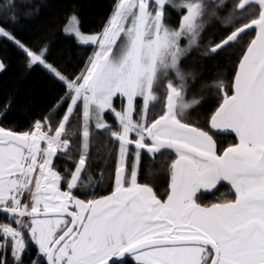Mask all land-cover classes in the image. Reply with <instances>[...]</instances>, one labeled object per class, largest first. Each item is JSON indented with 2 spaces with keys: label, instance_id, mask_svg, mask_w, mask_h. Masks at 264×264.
Listing matches in <instances>:
<instances>
[{
  "label": "snow or ice",
  "instance_id": "snow-or-ice-1",
  "mask_svg": "<svg viewBox=\"0 0 264 264\" xmlns=\"http://www.w3.org/2000/svg\"><path fill=\"white\" fill-rule=\"evenodd\" d=\"M40 11L0 0V38L58 89L25 129L0 126V264H26L33 245L29 264H264V0H114L92 33L73 7L61 31L92 48L78 71L50 60L46 37L15 34ZM216 60L231 74L209 81Z\"/></svg>",
  "mask_w": 264,
  "mask_h": 264
},
{
  "label": "trees",
  "instance_id": "trees-1",
  "mask_svg": "<svg viewBox=\"0 0 264 264\" xmlns=\"http://www.w3.org/2000/svg\"><path fill=\"white\" fill-rule=\"evenodd\" d=\"M34 2L41 6L40 14L35 18H22L20 23L15 26V34L29 45H33L37 41L44 42L43 38L46 37L47 42L50 43V60L59 65H68L78 71L83 67L87 56L91 54L92 48L78 45L74 37H69L61 31L62 25L66 23L65 15L75 7L82 22V30L86 33L99 31L110 14L114 0H34ZM169 14V23H178L179 14L172 9H169ZM214 34L215 29L210 30L205 39L207 40ZM0 58H3L7 64L6 70L0 71V104L9 95H14L16 98L12 111L6 119L0 121V126H10L22 130L26 128L31 119H39L42 114H46L49 102L55 97L58 89L53 87V81L41 67L37 66L32 71H26L23 54L12 42L2 38H0ZM191 59L199 58L193 54ZM231 70V62L208 61L205 65V78L209 81L215 80L217 79L215 74L218 71L230 75ZM204 95L211 103H206L200 109V119L203 118L204 113L214 107L215 103L214 93H210L206 89ZM25 104L31 106L28 115L24 113ZM106 118L110 123L113 122L111 115H106ZM97 139L103 140V137ZM74 159H78V156ZM95 161L94 155L93 162L95 163ZM68 166L71 167L70 164ZM93 178L99 179L95 175ZM141 182L152 181L150 178L142 177ZM101 187L102 190L99 194H107V182H102ZM154 187L157 191L163 192L167 187V178L161 177L155 182ZM75 194L79 195V193ZM0 220H3V217H0ZM35 252L36 249L33 246L31 255L26 258V264H29V260L35 257ZM41 264H46L43 257H41ZM128 264H135V262L128 259Z\"/></svg>",
  "mask_w": 264,
  "mask_h": 264
},
{
  "label": "flooded vegetation",
  "instance_id": "flooded-vegetation-1",
  "mask_svg": "<svg viewBox=\"0 0 264 264\" xmlns=\"http://www.w3.org/2000/svg\"><path fill=\"white\" fill-rule=\"evenodd\" d=\"M220 139H222L224 141L223 146L226 147L227 146V143L228 142H231V140L233 139V137L232 136H227V137H221ZM223 183H224V186L223 187H221L220 185L217 186L219 188V191L218 192L217 191H214V192L206 193L203 196V202H205V203L216 202V199L218 197H221L222 195H228L229 194V187L230 186H228L226 184V182H223ZM80 198H82V197H80ZM0 217H3V216H0ZM129 259H131V258H129Z\"/></svg>",
  "mask_w": 264,
  "mask_h": 264
},
{
  "label": "rangeland",
  "instance_id": "rangeland-1",
  "mask_svg": "<svg viewBox=\"0 0 264 264\" xmlns=\"http://www.w3.org/2000/svg\"><path fill=\"white\" fill-rule=\"evenodd\" d=\"M176 2L178 3L179 2V0H176ZM107 119V118H106ZM109 122V121H108ZM110 123V122H109Z\"/></svg>",
  "mask_w": 264,
  "mask_h": 264
}]
</instances>
